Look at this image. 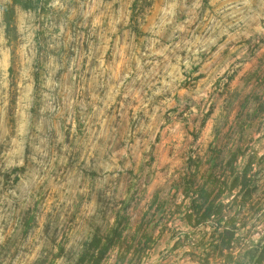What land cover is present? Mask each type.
<instances>
[{
	"label": "rangeland",
	"instance_id": "rangeland-1",
	"mask_svg": "<svg viewBox=\"0 0 264 264\" xmlns=\"http://www.w3.org/2000/svg\"><path fill=\"white\" fill-rule=\"evenodd\" d=\"M253 153L264 0H0V264H74L117 228L102 264H140L136 250L193 264L195 242L227 228L231 264H248L264 199L235 223L244 198L210 179ZM206 200L227 205L224 227L188 221Z\"/></svg>",
	"mask_w": 264,
	"mask_h": 264
},
{
	"label": "trees",
	"instance_id": "trees-1",
	"mask_svg": "<svg viewBox=\"0 0 264 264\" xmlns=\"http://www.w3.org/2000/svg\"><path fill=\"white\" fill-rule=\"evenodd\" d=\"M15 5L16 3L9 5V8L6 9L8 17L12 16ZM234 158L236 161H238L239 154L234 153ZM229 176L231 179L222 180V174L217 175L214 173V175H211L210 180L212 183H215L216 186L220 185V187H227L230 191L238 190L236 196H242L244 198V200L240 203L238 199H236L230 205L228 204V212L232 215L231 220L237 223L241 219V215L244 216L245 213H255V215H257L259 212H261V210H263L261 207L262 205L259 206L257 210L254 209V206L259 204L260 200L264 199V154L261 156H258L257 153L251 154L244 169L242 171H238L236 168ZM202 196L206 198L211 197V193H209V187H203ZM251 200H253L254 203H251ZM226 206L227 205L222 202H211L208 204L207 200L202 202H193L191 208L192 212L188 213L186 216L188 221H190V223L193 222L194 224H200L208 218L215 216L219 221L220 227H224L221 226V222L224 221V217L227 216ZM194 215L197 217L194 218ZM121 235L122 230L119 228L115 229L113 235H108L109 238L107 242H105L103 248L90 247L84 250L81 253L79 260L74 264H102L104 259L107 258L111 252L112 246L118 242L117 239H120ZM101 241L102 239H99L98 243H101ZM147 241H150V239ZM234 241L235 234L228 228L225 229L224 232L216 233L209 239L205 236H202L201 239L195 242V248H197L192 250L193 256L195 257H192L193 264H212V261H214L213 259H215V257H221L223 259V262L220 264H231L234 260L232 252L225 253V250L231 251V249H233L239 242L238 241L235 243ZM140 244H142V242H139V245ZM261 247L262 245L260 242L248 250V255L250 258L248 264H263L264 253H259ZM129 253L130 250H127L125 254L119 253L118 256H120L124 261L125 259H128ZM134 254L139 260V263L144 264L143 257L148 256V253L143 250H136V253ZM129 263H133V258L129 260ZM235 263L246 264V261L243 263Z\"/></svg>",
	"mask_w": 264,
	"mask_h": 264
},
{
	"label": "clouds",
	"instance_id": "clouds-1",
	"mask_svg": "<svg viewBox=\"0 0 264 264\" xmlns=\"http://www.w3.org/2000/svg\"><path fill=\"white\" fill-rule=\"evenodd\" d=\"M196 112V109L193 107L191 108V111L190 112H185L184 114L187 115V116H190V115H194ZM2 237H0V241H2Z\"/></svg>",
	"mask_w": 264,
	"mask_h": 264
}]
</instances>
